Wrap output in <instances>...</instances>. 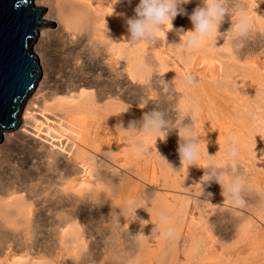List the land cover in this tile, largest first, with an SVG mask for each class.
Wrapping results in <instances>:
<instances>
[{"label": "bare ground", "instance_id": "6f19581e", "mask_svg": "<svg viewBox=\"0 0 264 264\" xmlns=\"http://www.w3.org/2000/svg\"><path fill=\"white\" fill-rule=\"evenodd\" d=\"M138 3L31 0L34 9H44L37 21L52 26H36L29 47L38 76L20 102L15 124L0 128V264H116L114 251L105 253L89 243L85 209L95 205L113 211L144 194L149 207L137 209L135 220L131 214L124 217L137 249L120 255L123 264H179V255L185 258L182 264H264V230L248 218L264 208V201L244 199V236L230 246L222 243L219 254L226 235L207 230L205 212L199 219L194 215L206 205L195 196L197 166L180 167L178 142L167 146V140L157 138L162 139L160 133L138 135L136 140L151 153L134 156L128 150L132 139L120 128L141 120L153 103L157 108L162 97L155 74L149 83L155 68L174 85L167 104L180 119L190 114L185 126H192L204 150L206 130L199 113L207 106L213 143L206 152L217 150L209 156L226 147V138L250 152H264V0H245L254 34L242 48L230 44L237 16H226L222 35L216 40L210 34L207 49L193 53L171 45L183 40L179 29L192 30L188 16L202 6L201 0L182 5L187 15H178L172 30L165 25L155 49L127 43L125 21ZM186 75L192 77L191 85L186 86ZM149 86L157 89L155 95ZM217 92L226 94L217 95L221 101L215 104ZM179 131L188 134L185 128ZM150 166L157 168L151 175ZM159 181L169 189H155ZM161 211L175 227L172 238L152 231ZM149 235L158 240L159 251L147 245Z\"/></svg>", "mask_w": 264, "mask_h": 264}, {"label": "clouds", "instance_id": "9594fccd", "mask_svg": "<svg viewBox=\"0 0 264 264\" xmlns=\"http://www.w3.org/2000/svg\"><path fill=\"white\" fill-rule=\"evenodd\" d=\"M116 2H119V0H116ZM188 3H190V0H139V3L134 8V16L125 21L129 34L127 43H129L130 46L141 42L151 44L152 46L158 43L160 44L158 33L164 31L165 25L169 27V30H172V21L178 15H187L182 5ZM201 3L202 6L196 7L188 16L193 26L192 30L185 32L184 29H179L178 34L180 37H183V40L181 41L180 39V42L171 45L172 47H178L187 53L206 50L208 47L207 38L210 34H215L216 40L222 35L219 32V28L226 16H237L234 25V33L230 38V44L233 49L242 48L245 41L253 36L254 30L249 22L245 0H201ZM164 35L166 36V32ZM145 66L146 65L142 63L140 69L143 70ZM153 74L158 78L156 83L160 87V95L163 102L171 101L173 99V93L175 92L172 81L166 82L163 79V74L153 68L149 77V83ZM192 83V77L186 75V86ZM185 116H190V114L185 113L184 117ZM177 120L178 118L176 120L169 118L168 109L154 108L151 111L145 112L141 120L130 121L126 129L121 126V130L126 132L129 138L132 139V143L129 145L128 149L129 152L134 156L150 154L151 148L146 147L143 141L136 140V137L140 134L160 133L162 134V139L160 136H157V138L161 141H166L169 131L173 128L178 129ZM182 120H180L179 127H184L188 134L180 136L177 152L180 160V167L184 166L187 171L192 166L200 167L198 165V161L201 158L200 138L192 134V126H182ZM153 147L155 148V144ZM155 150L158 154L156 148ZM236 154L237 149L235 140L233 139L225 149V158L232 159ZM159 156L166 162L165 158L161 155ZM200 168L204 169V174L198 182H195L199 184V197H208L210 202L212 193L207 192L206 189L210 187L212 183H217L222 189L221 193H227L233 200H241L243 198V184L239 177L233 178L227 184H224L222 166L212 160ZM186 178L187 176L184 177V180ZM149 205L150 198L144 194L140 197L139 201L132 200L125 202L123 206L119 208V213L115 212V215L118 220L120 216L125 217L131 214V217L134 218L131 219L132 221L137 219L135 215L137 209L148 208ZM157 220L158 222L154 225L152 231L163 238H172L175 235V227L171 224L167 214L162 211L159 212L157 214ZM143 222V225L147 224V221Z\"/></svg>", "mask_w": 264, "mask_h": 264}, {"label": "rangeland", "instance_id": "374dc122", "mask_svg": "<svg viewBox=\"0 0 264 264\" xmlns=\"http://www.w3.org/2000/svg\"><path fill=\"white\" fill-rule=\"evenodd\" d=\"M151 47L152 46H150L149 48L155 49L158 47V45H155L153 48ZM261 71L264 72V64L261 66ZM137 89H140V87L132 89V93H136ZM149 90L153 95L157 93V89L152 86H149ZM225 94L226 92H217L213 95V102L217 104L221 101L217 95L223 96ZM154 108L155 103H153L151 110H153ZM157 108L168 109L169 118L172 120H176L178 118V129L173 128L172 130H170L166 139L168 142L167 146H171L172 144L178 142L177 136H181L178 135L180 134L179 129L181 130L184 128L179 127L180 120L183 119L181 121V124L182 126H185V123L187 122L185 121L186 118L182 117L180 119L178 114L175 112V108L172 103L167 104V102H163L162 99H159ZM206 108L207 106L203 108V110H201L199 114L200 117L204 119L202 121L201 128L206 130L205 143L206 147H208L213 142L212 137L210 135V129L208 128V126H210V122L207 120L206 115H204V113L206 112ZM185 135L187 134H183L182 136ZM226 141L227 147V145L232 140L226 138ZM226 147H222L223 150L220 151V153H217L215 157L210 158L222 166L223 177L226 176L227 183L231 179L236 177H239L241 179L243 184V198L241 200H233L227 195V193H221L222 189L217 183H212L211 186L206 189L207 192L212 193L210 202L208 197H199V186L197 189V193L195 194L197 202L199 204H206L203 209L195 210L194 215L196 216V219L200 218V212H205L204 218L208 219V221L210 222V225H208L207 230L212 227L214 230H217L220 233L226 235L222 240H220V245L218 248L219 254H222V251L224 249L223 247H220L222 246V243L224 246H230L231 244L239 242V239L244 236L242 234L244 233L242 231V228L245 226V223L247 221L245 218L243 219L246 208L243 205V203L245 202L244 199L247 198L252 203H261L262 201H264V152L258 148L251 150L250 152L247 147L242 148L241 146L236 145V156L232 159H226ZM250 148H253V146H251ZM173 152L174 151L170 153ZM215 152H217V150H215ZM200 153L201 158L198 161V165L200 167H203L205 165V161L209 159L207 155H210L211 153L206 152L203 148H200ZM200 167H197V175L195 178V182H198L201 176L204 174V169ZM153 171L156 172L157 168L150 166L148 169L149 174L151 175ZM163 188L169 189L168 187H163V182L161 181H159L158 184L155 185V189L157 190H164ZM180 197H182V199H180V202H186L183 196H179V198ZM210 204L213 205V208L210 207ZM115 212L119 213V208H115L113 211H109L104 208H101V206H87L84 213V227L86 229V234H90L88 235V239H90L89 243L93 241V243L96 245L94 246L100 251H105V253L114 251L115 255H112L114 256L113 261L117 262L116 264H123L122 261L124 258H122L120 255L124 252L132 253L137 249V244L134 233L131 230H126L124 217L120 216L117 220ZM248 218L252 220L253 224L259 225L260 231L264 230V208H261L259 211L255 210L252 213H249ZM254 221L256 222L254 223ZM253 224L251 227L252 229H254ZM211 230L212 229H210V231ZM214 230L211 232H215ZM207 234L210 235V232ZM147 242V245L151 249H153L154 252L160 250L158 240L154 236L149 235L147 237ZM178 257L179 264L185 262V258L182 255H179Z\"/></svg>", "mask_w": 264, "mask_h": 264}, {"label": "water", "instance_id": "95a60500", "mask_svg": "<svg viewBox=\"0 0 264 264\" xmlns=\"http://www.w3.org/2000/svg\"><path fill=\"white\" fill-rule=\"evenodd\" d=\"M43 11L31 0H0V128L15 124L20 102L38 76L29 40L37 25L52 26L37 21Z\"/></svg>", "mask_w": 264, "mask_h": 264}, {"label": "snow or ice", "instance_id": "6c2138e0", "mask_svg": "<svg viewBox=\"0 0 264 264\" xmlns=\"http://www.w3.org/2000/svg\"><path fill=\"white\" fill-rule=\"evenodd\" d=\"M20 2L22 3V2H23V0H20Z\"/></svg>", "mask_w": 264, "mask_h": 264}]
</instances>
